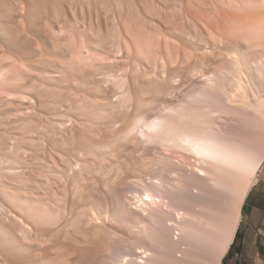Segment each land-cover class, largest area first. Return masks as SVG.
<instances>
[{
	"label": "rangeland",
	"instance_id": "rangeland-1",
	"mask_svg": "<svg viewBox=\"0 0 264 264\" xmlns=\"http://www.w3.org/2000/svg\"><path fill=\"white\" fill-rule=\"evenodd\" d=\"M33 1L0 0V264H192L178 208L195 207L196 190L215 207L204 218L220 219L232 196L211 192L195 169H215L176 143L216 132L264 147L259 118L232 109L224 84L236 45L247 67H264V0ZM238 254L227 264H264Z\"/></svg>",
	"mask_w": 264,
	"mask_h": 264
},
{
	"label": "bare ground",
	"instance_id": "bare-ground-1",
	"mask_svg": "<svg viewBox=\"0 0 264 264\" xmlns=\"http://www.w3.org/2000/svg\"><path fill=\"white\" fill-rule=\"evenodd\" d=\"M35 1V0H34ZM33 1V3H34ZM65 1H69L70 3H72L70 0H65ZM64 1V2H65ZM89 1V0H88ZM93 1V0H92ZM96 1V0H95ZM116 1V0H115ZM195 1V0H194ZM247 1H250V0H247ZM253 1V0H252ZM257 1V0H256ZM53 2V0H52ZM57 2V1H55ZM75 2V0H74ZM99 2V1H98ZM107 2V1H106ZM117 2V1H116ZM147 2V1H146ZM31 3V2H30ZM50 3V2H49ZM69 3V4H70ZM79 3V2H78ZM83 3V2H82ZM102 3V2H101ZM115 3V2H114ZM118 3V2H117ZM151 3V2H150ZM193 3V2H192ZM222 3V2H221ZM248 3H251V2H248ZM264 5V2H260V4ZM87 4V3H86ZM98 4V3H97ZM190 4V3H189ZM208 4V3H207ZM256 4V3H255ZM254 4V5H255ZM259 4V3H258ZM257 4V5H258ZM30 5V4H29ZM57 5V4H56ZM74 5V4H72ZM76 5V4H75ZM81 5V4H80ZM149 5V4H148ZM199 5V4H198ZM221 5V4H220ZM262 5V6H263ZM4 6V5H3ZM68 6V5H67ZM97 6V5H96ZM107 6V5H106ZM151 6V4H150ZM261 6V5H260ZM7 7V6H6ZM73 7V6H72ZM101 7V6H100ZM117 7V6H116ZM227 7V6H226ZM230 7V6H229ZM248 7V6H247ZM33 8V7H32ZM55 8V7H54ZM60 8V7H59ZM79 8V7H78ZM83 8V7H82ZM110 8V7H108ZM106 8V9H108ZM152 8V7H151ZM189 8V7H188ZM249 8V7H248ZM6 9V8H5ZM91 9V8H90ZM102 9V7H101ZM148 9V8H147ZM216 9V8H215ZM222 9V8H221ZM3 10H4V7H3ZM97 10V9H96ZM122 10V9H121ZM126 10V9H125ZM262 10V9H261ZM259 10V11H261ZM5 11V10H4ZM50 11V10H49ZM55 11V10H54ZM75 11V10H74ZM83 11V10H82ZM81 11V12H82ZM152 11V10H151ZM230 11V10H229ZM21 12V11H20ZM24 12V11H23ZM30 12V11H29ZM58 12V11H57ZM109 12V11H108ZM111 12V11H110ZM40 13V12H39ZM51 13V12H50ZM228 13V12H227ZM246 13V12H245ZM249 13V12H248ZM56 14V13H55ZM107 14V13H106ZM115 14V13H114ZM119 14V13H118ZM159 14V13H158ZM219 14V13H218ZM231 14V13H230ZM235 14V13H234ZM238 14V13H237ZM243 14V13H242ZM264 14V13H263ZM28 15V14H27ZM26 15V16H27ZM91 15V14H90ZM128 15V14H127ZM126 15V16H127ZM134 15V14H133ZM150 15V14H149ZM225 15V14H224ZM247 15V14H246ZM33 16V15H32ZM31 16V17H32ZM56 16V15H55ZM260 16V20H262V18H264L263 16L261 17V15H258ZM256 16V17H258ZM28 17V16H27ZM51 17V16H50ZM75 17V16H74ZM30 18V17H28ZM40 18V17H39ZM83 18V17H82ZM114 18V17H113ZM10 19V18H9ZM26 19V18H25ZM32 19V18H31ZM34 19V18H33ZM50 19V18H49ZM56 19V17H55ZM173 19V18H172ZM254 19V18H253ZM30 20V19H29ZM28 20V21H29ZM39 20V19H38ZM113 20V19H112ZM116 20V19H115ZM136 20V19H135ZM221 20V19H220ZM23 22V20H21ZM27 21V19H26ZM27 21V22H28ZM50 21H52L50 19ZM117 21V20H116ZM250 21V20H248ZM2 22V21H1ZM12 22V20L10 21ZM38 22V21H37ZM36 22V23H37ZM44 22V21H43ZM47 22V21H46ZM66 22V21H65ZM69 22V21H68ZM81 22V21H80ZM111 22V20H110ZM134 22V21H133ZM218 22V21H217ZM229 22V21H228ZM253 22V21H252ZM251 22V23H252ZM30 23V22H29ZM28 23V24H29ZM64 23V22H63ZM21 24V23H20ZM60 24V23H59ZM111 24V23H110ZM132 24V23H131ZM175 24V23H174ZM247 24V23H246ZM45 25V24H44ZM47 25V24H46ZM54 25V24H52ZM67 25V24H66ZM71 25V24H70ZM9 26V25H8ZM11 26V24H10ZM16 26V25H15ZM27 26V25H26ZM29 26V25H28ZM40 26V25H39ZM42 26V25H41ZM50 26V25H49ZM69 26V25H68ZM130 26V25H129ZM139 26V25H138ZM150 26V25H149ZM236 26V25H235ZM2 27V26H1ZM30 27V26H29ZM43 27V26H42ZM70 27V26H69ZM115 27V26H114ZM237 27V26H236ZM260 27V25L258 26ZM264 27V26H263ZM15 28V27H14ZM33 28V27H31ZM35 28V27H34ZM44 28V27H43ZM54 28V27H53ZM61 28V27H60ZM67 28V27H65ZM71 28V27H70ZM69 28V29H70ZM80 28V27H79ZM85 28V27H84ZM119 28V27H118ZM238 28V27H237ZM1 29V28H0ZM59 29V28H58ZM64 29V28H63ZM73 29V28H72ZM244 29V28H243ZM256 29V28H255ZM254 29V30H255ZM264 29V28H263ZM21 30V29H20ZM19 30V31H20ZM34 30V29H33ZM35 30H38L35 28ZM49 30V29H48ZM119 30V29H118ZM233 30V29H232ZM262 28L258 29V31L261 32ZM24 31V30H23ZM32 31V30H31ZM30 31V32H31ZM42 31V30H41ZM46 31V30H45ZM45 31H43L42 33H44ZM50 31V30H49ZM52 31V30H51ZM82 31V30H81ZM114 31V30H113ZM257 31V32H258ZM12 32V31H11ZM14 32V31H13ZM33 32V31H32ZM53 32V31H52ZM57 33V30L55 31ZM64 32V31H63ZM117 32V30H116ZM147 32V31H146ZM177 32V31H176ZM242 32V30H241ZM257 32H254L255 35L257 34ZM4 33V32H3ZM22 33V32H21ZM37 33V32H36ZM55 33V34H56ZM119 33V32H118ZM151 33V32H150ZM254 33H251V34H254ZM262 33V32H261ZM1 34V33H0ZM25 36H26V33H24ZM33 34V33H32ZM39 34V33H38ZM48 34V33H47ZM69 34V33H68ZM67 34V35H68ZM91 34V33H90ZM116 34V33H115ZM220 34V33H219ZM249 34V33H248ZM2 35V34H1ZM11 35V34H10ZM40 35V34H39ZM45 35V33H44ZM57 35V34H56ZM53 34V36H56ZM254 35V36H255ZM260 35V33H259ZM262 35V34H261ZM18 36V35H17ZM46 36V35H45ZM47 36H51V35H47ZM59 36V34L57 35ZM86 36V35H85ZM149 36V35H148ZM37 37V36H36ZM40 37V36H39ZM38 37V39H39ZM44 37V36H43ZM65 37V36H63ZM74 37V36H73ZM189 37V36H188ZM233 37V36H232ZM14 38V37H13ZM22 38V37H21ZM25 38V37H24ZM23 38V39H24ZM41 38V37H40ZM48 38V37H47ZM52 38H55V37H52ZM57 38V37H56ZM60 38V37H59ZM62 38V37H61ZM60 38V39H61ZM70 38V37H69ZM76 38V37H75ZM116 38V37H115ZM119 38V37H118ZM145 38V37H144ZM155 38V37H154ZM242 38V37H241ZM255 38V37H254ZM256 38H257V35H256ZM253 39V40H256ZM27 39V37L25 38ZM24 39V40H25ZM30 39V38H29ZM50 39V37H49ZM85 39V38H84ZM91 39V38H90ZM245 39V38H244ZM244 39H242L244 41ZM247 39V38H246ZM262 39V38H261ZM264 39V38H263ZM22 40V39H21ZM41 40V39H40ZM43 40V39H42ZM45 40V38H44ZM48 39H46L47 41ZM59 40V39H57ZM83 40V39H82ZM108 40V39H107ZM138 40V39H137ZM15 41V40H14ZM29 41V40H28ZM32 41V40H31ZM60 41V40H59ZM114 41V40H113ZM122 41V40H121ZM246 41V40H245ZM23 42V41H22ZM51 42V41H50ZM54 42V41H53ZM52 42V43H53ZM84 42V41H83ZM117 42H118V39H117ZM135 42V41H134ZM142 42V41H141ZM146 42V41H145ZM149 42V41H148ZM9 43V42H8ZM7 43V44H8ZM11 43V42H10ZM45 43V42H44ZM51 43V45H52ZM68 43V42H66ZM70 43V42H69ZM68 43V44H69ZM75 43V42H74ZM125 43V42H124ZM144 43V42H143ZM157 43V42H156ZM239 43V42H238ZM237 43V44H238ZM243 43H246V42H243ZM12 44V43H11ZM10 44V45H11ZM40 44V43H38ZM48 44V43H47ZM73 44V43H71ZM78 44V43H77ZM83 44V43H82ZM15 45V43L13 44ZM21 45V44H20ZM23 45L24 42H23ZM32 45V44H31ZM54 45V44H53ZM62 45L61 43H59L58 46ZM81 45V44H80ZM93 45V44H92ZM114 45V44H113ZM120 45V44H119ZM144 45V44H143ZM149 45V44H148ZM216 45V44H215ZM236 45V44H234ZM233 45V46H234ZM239 45V44H238ZM241 45V43H240ZM247 45V44H246ZM7 46V45H6ZM27 46H30V43L29 45ZM36 45H33V47H35ZM38 46V45H37ZM36 46V47H37ZM57 46V45H55ZM54 46V48H55ZM94 46V45H93ZM146 46V45H145ZM248 46V45H247ZM8 47V46H7ZM16 47V46H15ZM26 47V46H25ZM35 47V49H36ZM39 47V46H38ZM37 47V48H38ZM83 47V45H82ZM91 47V46H90ZM126 47V46H125ZM141 47V46H140ZM228 47V46H227ZM2 48V47H1ZM20 48V46H19ZM18 48V50H19ZM24 48V47H23ZM63 48V47H62ZM69 48V47H68ZM154 48V47H153ZM234 48V47H233ZM235 48H239L238 50H235L234 53L236 52H240L241 54H245L246 52V47L245 46H242L239 47L236 45ZM234 48V49H235ZM34 50V48H32ZM71 49H72V45H71ZM77 49V48H76ZM112 49V48H111ZM148 49V48H147ZM233 49V50H234ZM21 50V49H20ZM26 50V49H25ZM24 50V52H25ZM29 50V49H28ZM39 50V49H38ZM37 50V51H38ZM57 50V49H56ZM81 50V49H80ZM79 50V51H80ZM87 50V49H86ZM94 52L98 49H96V47H94V49H92ZM113 50V49H112ZM248 50V48H247ZM6 50H4L5 52ZM55 51V50H54ZM67 51V50H66ZM102 51V50H101ZM117 51V50H116ZM148 51V50H147ZM1 52V51H0ZM3 52V51H2ZM35 54L37 53L36 51H34ZM57 52V51H56ZM59 52V50H58ZM62 52V51H61ZM75 52V51H74ZM81 52V51H80ZM83 52V51H82ZM85 52V51H84ZM111 52V51H110ZM135 52V51H134ZM149 52V51H148ZM217 52V51H216ZM249 52V50H248ZM248 52H246V54H249ZM13 53V52H12ZM22 53V52H20ZM69 53V52H68ZM72 53V52H71ZM79 53V52H78ZM93 53V52H92ZM144 53V52H143ZM173 53V52H172ZM232 54V56H228L229 58H227V61L228 63L226 64V66H228V68L231 70H229V72H232L231 74V80H233L232 82L228 81L230 84L227 85V83H224L226 84V86L228 87L227 90L225 91L227 94V98L225 99L226 103L232 108V109H235V110H240V111H244V112H247L249 114H253L255 116H257L259 118V121H260V124L258 125V130L259 131H264V67L263 68H260V67H257V64H254L256 65L255 67L254 66H250L248 65V67H251V68H256L255 70L256 71H253L251 70L250 68L247 67V65H245L244 62H246L244 60V58L242 59V55L240 54ZM251 53V52H250ZM11 54V53H10ZM41 54V53H40ZM58 54V53H57ZM67 54V53H66ZM82 54V53H81ZM84 54V53H83ZM89 54V53H88ZM97 54V53H96ZM141 54V53H140ZM231 54V52H230ZM55 55V54H54ZM68 55V54H67ZM73 55V54H70V56ZM80 55V54H78ZM92 55V54H91ZM107 55V54H106ZM119 55V54H118ZM125 55V54H124ZM251 55H253L251 53ZM255 55V54H254ZM33 56V54H32ZM35 56V55H34ZM81 56H84V55H81ZM78 58V59H81V62L82 60L84 59V62H85V58L89 57V59L92 57V56H87L85 58L81 57ZM94 56V55H93ZM136 56V55H135ZM144 56V55H143ZM29 57V55H28ZM38 57V56H37ZM77 57V56H76ZM95 57V56H94ZM244 57V55H243ZM246 57V56H245ZM31 59V57H29ZM83 58V59H82ZM93 58V57H92ZM97 57H95L94 59H96ZM106 58V57H105ZM247 58V57H246ZM245 58V59H246ZM251 58V56L249 57L248 56V59ZM68 59V57H67ZM73 59V58H72ZM116 59V58H115ZM153 59V58H152ZM248 59H246L248 61ZM253 62L255 61V57L253 56ZM37 60V59H36ZM66 60V59H65ZM88 60V59H87ZM86 60V62H87ZM102 60V59H101ZM143 60V59H142ZM251 60V59H250ZM28 61V60H27ZM26 61V62H27ZM73 61V60H72ZM90 61V60H89ZM95 61V60H94ZM106 61V60H105ZM171 61V60H170ZM1 62V61H0ZM79 62V60H78ZM77 62V63H78ZM92 62V61H91ZM98 62V61H97ZM252 61H248V63H251ZM67 63V62H66ZM71 63V62H70ZM108 63V62H107ZM125 63V62H124ZM247 63V62H246ZM1 64V63H0ZM15 64H18V63H15L14 62V65ZM61 64V63H60ZM63 64V63H62ZM65 64V63H64ZM74 64V63H73ZM82 64V63H81ZM31 65V64H29ZM39 65V64H38ZM85 65V63H84ZM88 65V64H87ZM92 65V64H91ZM18 66L19 68V65H16ZM71 66V65H70ZM69 66V67H70ZM77 66V64H76ZM134 66V64H133ZM163 66V65H162ZM223 66V65H222ZM264 66V65H263ZM15 67V66H14ZM14 67H12L14 69ZM79 67V66H78ZM151 67V66H150ZM164 67V66H163ZM182 67V66H181ZM10 68V67H9ZM17 68V67H15ZM17 68V69H18ZM76 68V67H75ZM103 68V67H102ZM194 68V67H193ZM219 68V67H218ZM226 68V70L228 69ZM21 69V68H20ZM188 70V68H186ZM9 70V69H8ZM11 70V69H10ZM9 70V71H10ZM66 70V69H65ZM8 71V72H9ZM12 71H15V70H12ZM71 71V70H70ZM81 71V70H80ZM53 72V71H52ZM84 72V71H83ZM95 72V71H94ZM161 72V71H160ZM1 73V71H0ZM58 73V72H57ZM190 73V72H189ZM137 74V73H136ZM9 75V74H8ZM13 75V74H12ZM159 75V74H158ZM164 75V74H163ZM217 75V74H216ZM63 76V75H62ZM133 76V75H132ZM193 76V75H191ZM208 78H209V75H207ZM234 76V77H233ZM10 77V76H9ZM58 77V75H57ZM163 77V76H162ZM15 78V77H14ZM165 78V76H164ZM212 78V76H211ZM215 78V77H214ZM233 78V79H232ZM9 79V78H8ZM16 79V78H15ZM210 79V78H209ZM213 79V78H212ZM208 80V79H207ZM206 80V81H207ZM223 80V79H222ZM4 81V80H2ZM6 81V80H5ZM210 81V80H208ZM10 82H13V79L10 81ZM9 82V83H10ZM227 82V81H225ZM3 83V82H2ZM6 83V82H5ZM7 83H8V80H7ZM209 83V82H208ZM207 83V85H208ZM4 84V83H3ZM223 84V85H224ZM6 85V84H5ZM10 85V84H9ZM210 85V83H209ZM225 86H223V89H224ZM5 88V87H3ZM226 89V88H225ZM11 90V89H10ZM209 95V94H208ZM167 96V95H166ZM165 96V97H166ZM168 97V96H167ZM208 99H211L209 97H206ZM175 101V100H173ZM203 101V100H202ZM191 102V101H190ZM204 102V101H203ZM1 103V102H0ZM182 103V102H181ZM223 103V102H222ZM201 105V104H199ZM178 106V105H177ZM185 106V104H184ZM192 106V105H191ZM210 108V107H209ZM225 108V107H224ZM174 109V108H173ZM207 109V108H205ZM184 111V109L182 110ZM224 111V109H223ZM177 112H178V109H177ZM176 112V114H177ZM181 112V111H180ZM196 112V111H195ZM228 112V111H227ZM199 113V112H198ZM204 113V112H203ZM210 113V112H209ZM223 113H226V111H224ZM184 114V113H182ZM206 113H204L205 115ZM186 115V114H185ZM196 115V114H195ZM212 115V114H211ZM215 115V113L213 114ZM223 115V114H222ZM203 117V116H202ZM187 118V117H186ZM185 118V120H186ZM204 119V118H203ZM183 120V119H182ZM181 120V121H182ZM195 120V119H194ZM193 120V122H194ZM197 120V119H196ZM195 120V121H196ZM188 121V120H187ZM186 121V122H187ZM190 121V119H189ZM185 122V121H184ZM183 122V124H184ZM190 123V122H189ZM198 123V122H196ZM202 124H204L203 122H201ZM200 123V124H201ZM199 124V125H200ZM253 124V123H252ZM155 125V124H154ZM177 125V124H176ZM196 125V124H195ZM198 125V124H197ZM159 128H161L160 125H158ZM203 126V125H202ZM205 126V125H204ZM207 126V125H206ZM246 126V125H245ZM156 127H157V124H156ZM164 127V126H163ZM186 127V126H185ZM251 127V126H250ZM153 128H155V126H153ZM152 128V129H153ZM166 128V127H165ZM174 128V127H173ZM172 128V129H173ZM188 128V127H187ZM164 129V128H163ZM181 129V128H180ZM179 129V130H180ZM184 129V128H183ZM201 130V128H199ZM207 129V128H206ZM151 130V129H150ZM159 130L161 129H158L157 132H159ZM166 130V129H165ZM171 131V129H169ZM166 133H168V131ZM176 130V129H175ZM175 130H172L170 133L168 134H173L172 132L175 131ZM186 130V129H185ZM199 130V131H200ZM204 131V129H202ZM257 130V131H258ZM152 131V130H151ZM155 131V129H154ZM163 131V130H162ZM184 131V130H182ZM195 131V130H194ZM199 131H196V132H199ZM202 131V132H203ZM217 131V130H216ZM195 132V133H196ZM201 132V131H200ZM205 132V131H204ZM214 132V131H213ZM165 133V135H166ZM184 133V132H183ZM167 134V135H168ZM198 134V133H196ZM201 134V133H200ZM206 134V133H205ZM204 134V136H205ZM208 134V133H207ZM213 133H211L210 135H206L204 138H199L197 136V138H184L183 139V144L180 145V140H179V143H176L177 146L179 145L180 148L182 147L183 149L187 150L189 153H191L193 156H195L196 158H198L200 161L203 162V164H206L207 166L215 169L216 173L218 175H211L208 170L203 166V167H197V169H195V174L197 173V175L201 178V180L203 179H206L208 178V182H207V185L209 183L210 185V191L211 192H214V193H217L218 190H220V193H221V190H222V193H226L228 195H231L232 196V203H231V206L229 208V211L227 212L226 210V215L223 216V218H215V219H205V215L204 214H210V217L211 214H213V208L215 207H209L208 203H206L205 201V197L201 196V193L194 190L192 191L191 193H189V196H188V199L191 198L192 201H193V204L195 207H192V208H181L179 209L178 208V212L179 213H176L179 215V217L181 218L182 220V223H181V220L180 222L178 221V223L176 225V228L175 230L179 233V238L178 237H175L176 239H179V240H182V239H188L192 242V246L190 248V251L187 253V254H184V257L187 258V259H190V261L192 262V264H222L223 263V260L224 258L226 257V255L229 253L231 247L233 246V243L236 239V236H237V232L239 230V226H240V223H241V219H242V210H243V206L246 202V199L248 197V194L249 192L251 191L252 187L254 186L255 182L257 181V178H258V175L264 165V147H262L258 152L256 153H253V152H249L247 151V147L244 148V145L242 144H239L238 143L236 144L237 146H234L235 144L232 143L231 144V141H229L227 138L224 139V138H221L219 137L218 135H212ZM177 135V134H176ZM188 135V134H187ZM189 135H192V134H189ZM194 135V134H193ZM192 135V136H193ZM180 136V135H179ZM184 136V135H183ZM201 136V135H199ZM203 136V135H202ZM172 137V136H170ZM177 137V136H176ZM191 137V136H190ZM199 138V139H198ZM229 138V137H228ZM168 139H171L168 137ZM166 138V140H168ZM173 139V138H172ZM182 139V138H180ZM234 139V138H233ZM175 141V139H174ZM170 142V141H169ZM173 142V141H172ZM178 142V141H177ZM236 142V141H234ZM168 143V142H167ZM171 143V142H170ZM175 143V142H174ZM173 143V144H174ZM182 143V142H181ZM246 143V142H245ZM175 145V144H174ZM176 146V147H177ZM178 146V147H179ZM253 146V145H252ZM181 148V149H182ZM182 149V150H183ZM247 149V150H246ZM183 150V151H185ZM187 152V153H188ZM253 153V154H252ZM210 169V168H208ZM211 171V170H209ZM213 171V170H212ZM59 178V177H58ZM200 180V179H199ZM54 181V180H53ZM59 181V180H58ZM200 184V183H199ZM45 187V186H44ZM196 187V185H195ZM209 187V186H208ZM189 188V187H188ZM51 189V188H50ZM197 189V188H196ZM209 189V188H208ZM202 191V190H201ZM209 191V190H208ZM206 192V191H205ZM188 193V192H187ZM203 194V193H202ZM205 194V193H204ZM218 194V193H217ZM216 194V195H217ZM12 195V194H11ZM52 195V194H51ZM226 195V196H228ZM13 196V195H12ZM11 196V197H12ZM223 196V195H222ZM225 196V197H226ZM15 197V196H14ZM27 197V196H26ZM149 197V202H150V205L152 204V207L154 209H157L158 211H164L165 212V209H164V206H162L161 204H159L157 201H156V198H153V196L148 195ZM230 197V196H229ZM208 198V197H207ZM210 198V197H209ZM37 199V198H36ZM35 199V200H36ZM51 199V198H50ZM60 199V198H59ZM215 199V198H214ZM219 200V199H218ZM224 200V199H223ZM33 201V200H32ZM61 202V201H59ZM49 203V202H48ZM54 203V202H53ZM212 203V202H211ZM219 203V202H218ZM224 203V202H223ZM227 203V202H226ZM225 203V204H226ZM24 204V203H23ZM222 204V203H221ZM32 205V204H31ZM230 205V204H229ZM212 206V204H211ZM22 207V206H21ZM24 207V206H23ZM167 207V206H166ZM183 207V206H182ZM221 208V207H220ZM49 210V209H48ZM20 211V210H19ZM168 211V210H167ZM22 212V211H21ZM213 212V213H212ZM85 214V213H84ZM207 214V215H208ZM217 214V213H216ZM177 215V217H178ZM96 216V215H95ZM59 217V216H58ZM178 217V218H179ZM217 217V215H216ZM94 219H96L95 217H93ZM42 219V218H41ZM48 220V219H47ZM54 220V218H53ZM76 220V219H75ZM98 220V219H97ZM19 221V220H18ZM51 221V220H50ZM91 222V221H90ZM92 224V223H91ZM174 224V223H173ZM23 225V224H22ZM35 225V224H34ZM44 225V223H43ZM75 225V224H74ZM89 225V224H88ZM42 226V225H41ZM47 226V225H46ZM51 227V226H50ZM49 227V228H50ZM55 227V226H54ZM38 229V228H37ZM48 229V228H47ZM53 229V228H51ZM43 230V229H42ZM45 230V229H44ZM33 231V230H32ZM35 235V234H33ZM31 236V235H30ZM36 238V237H35ZM41 239V238H40ZM178 240V241H179ZM6 241V240H5ZM67 242V241H66ZM8 244V243H7ZM35 244V242H34ZM62 244V243H61ZM37 245V244H36ZM41 245V244H39ZM29 246V245H28ZM57 251V250H56ZM146 255H147V251L145 252ZM150 255H148L149 257ZM146 257V258H148ZM143 259V258H142ZM145 259V258H144ZM32 261V260H31ZM173 261V260H172ZM142 262V261H141ZM144 262V261H143ZM48 263V262H47ZM146 263H149V262H146ZM152 263V262H150ZM158 263V262H157ZM162 261L159 263L161 264ZM31 264V263H30ZM178 264H181V263H178ZM182 264H185V263H182Z\"/></svg>",
	"mask_w": 264,
	"mask_h": 264
},
{
	"label": "crops",
	"instance_id": "crops-1",
	"mask_svg": "<svg viewBox=\"0 0 264 264\" xmlns=\"http://www.w3.org/2000/svg\"><path fill=\"white\" fill-rule=\"evenodd\" d=\"M238 231V255L255 261L264 257V165L243 206ZM234 264L242 263L239 260Z\"/></svg>",
	"mask_w": 264,
	"mask_h": 264
},
{
	"label": "trees",
	"instance_id": "trees-1",
	"mask_svg": "<svg viewBox=\"0 0 264 264\" xmlns=\"http://www.w3.org/2000/svg\"><path fill=\"white\" fill-rule=\"evenodd\" d=\"M238 238H239V231H238V233H237V236H236V239H235V241H234V243H233V246L231 247V249H230L228 255H227V256L224 258V260H223V264H227L228 257H229L230 255H232V251H233V249H234V247H235V244H236Z\"/></svg>",
	"mask_w": 264,
	"mask_h": 264
}]
</instances>
